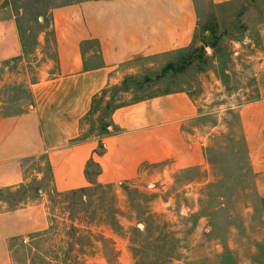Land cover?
Listing matches in <instances>:
<instances>
[{"label": "crops", "instance_id": "1", "mask_svg": "<svg viewBox=\"0 0 264 264\" xmlns=\"http://www.w3.org/2000/svg\"><path fill=\"white\" fill-rule=\"evenodd\" d=\"M210 2V12L232 25L234 32L220 29H227L234 49L259 43L251 53L235 49L236 63L223 72L244 79L242 86L231 89L211 72L198 98L176 88L131 100L106 116L110 124L102 131L85 118L94 100L107 89L105 104L112 86L140 71L139 58L190 46L200 22L196 0H82L54 7L30 53L36 78L26 77V100L16 108L3 86L27 62L25 45L7 0H0V189L46 181L70 192L192 168L214 172L208 151L224 149L226 141L232 157L242 160V188L264 200V0ZM252 77L258 96L238 100ZM224 97L231 103L226 108L215 102ZM40 157L47 174L31 166ZM46 202L43 195L10 208L0 199V264H14V241L49 226ZM262 231L264 237V225Z\"/></svg>", "mask_w": 264, "mask_h": 264}, {"label": "rangeland", "instance_id": "2", "mask_svg": "<svg viewBox=\"0 0 264 264\" xmlns=\"http://www.w3.org/2000/svg\"><path fill=\"white\" fill-rule=\"evenodd\" d=\"M79 1H7L24 40L27 60L16 67L14 81L3 86L13 107L26 100V77L36 78L38 70L29 62L36 56L30 53L51 20L52 9ZM196 4L201 19L194 42L181 50L135 61L140 71L129 75L132 78L126 89L111 91L114 104L176 88H185L198 98L211 72L221 76L231 89L242 86L244 79L236 75L230 78L223 72L236 63L235 49L251 53L259 43L248 42L234 49L226 41L227 29H219L225 26L234 32L228 19H217L218 28L211 34V2L196 0ZM251 20L252 26L257 24V19ZM204 34L210 37L206 39ZM198 46L202 47L201 58L196 54ZM254 80H246L250 90L239 94L238 100L258 96ZM220 100L225 108L231 104L226 97L215 102ZM100 109L86 119L92 123V130L95 126L101 129L98 125L102 121L96 122ZM227 149L226 141L224 149H209L214 172L192 168L165 177L118 185L95 184L70 192L55 191L46 181H33L36 185L26 190V202L45 195L50 223L26 241L12 243L13 263L264 264V200L256 191L242 188V160L234 159ZM41 158L31 166L47 174Z\"/></svg>", "mask_w": 264, "mask_h": 264}, {"label": "trees", "instance_id": "3", "mask_svg": "<svg viewBox=\"0 0 264 264\" xmlns=\"http://www.w3.org/2000/svg\"><path fill=\"white\" fill-rule=\"evenodd\" d=\"M208 15H209L211 23H212V27L210 29L211 34H214L215 30H217V28H218V24H216L217 16L213 13V11L209 12ZM199 26H200V22L198 24V28H199ZM204 35H205L206 39L210 37V36H207L206 34H204ZM218 37L221 38L222 35H219ZM181 49H184V48H181ZM181 49H178V50H181ZM196 51H197L196 54L198 55V57L201 58L203 56L202 55V47L198 46ZM130 78H132V77H129V76L126 77L120 85H114L110 88V90L115 91L117 93V92H120V91L126 89L128 87L127 82ZM106 91H107V89H106ZM106 91L105 90L103 91L102 97L96 98L94 100V104H93L90 112L85 117L86 119L89 116H91L97 109H100L97 107L103 102L104 95H105ZM113 97H115V96L112 95L111 98L105 103V106L100 109V113H101L100 115L101 116H99V121L100 122L102 121L101 122V130L102 131H107L108 125L110 124L108 121H105L106 116H108L116 107L127 103V102H121V103L114 104V98ZM137 99H139V98H137ZM137 99H134V100H137ZM32 185L34 186L36 184L34 182H29V183H23V184L19 185L18 187H12V186L2 187L0 189V199H4L5 201H7L10 208H16L18 206H22L26 203V197L27 198L29 197L27 195L26 190L28 189V187H31ZM37 233H39V232H37Z\"/></svg>", "mask_w": 264, "mask_h": 264}, {"label": "built area", "instance_id": "4", "mask_svg": "<svg viewBox=\"0 0 264 264\" xmlns=\"http://www.w3.org/2000/svg\"><path fill=\"white\" fill-rule=\"evenodd\" d=\"M27 239H24V241H26Z\"/></svg>", "mask_w": 264, "mask_h": 264}]
</instances>
